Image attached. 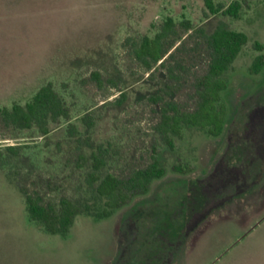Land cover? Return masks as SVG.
Returning <instances> with one entry per match:
<instances>
[{
    "label": "rangeland",
    "instance_id": "obj_1",
    "mask_svg": "<svg viewBox=\"0 0 264 264\" xmlns=\"http://www.w3.org/2000/svg\"><path fill=\"white\" fill-rule=\"evenodd\" d=\"M168 17L177 34L165 40V64L147 69L135 44ZM220 22L249 35L222 76L223 131L216 122L212 133L186 124L163 133L164 109H199L207 36ZM255 41L264 46V0H243L237 18L205 0H0V264H264V66L250 70L264 47ZM49 81L68 118L50 121L47 134L5 121V108L25 106ZM101 145V177L127 179L154 157L166 173L109 207L88 182ZM21 187L83 212L66 235L50 233L30 220Z\"/></svg>",
    "mask_w": 264,
    "mask_h": 264
},
{
    "label": "trees",
    "instance_id": "obj_2",
    "mask_svg": "<svg viewBox=\"0 0 264 264\" xmlns=\"http://www.w3.org/2000/svg\"><path fill=\"white\" fill-rule=\"evenodd\" d=\"M205 3L213 14L221 12L235 18L240 16L243 8V0H230L227 6L216 4L215 0H205ZM182 23L187 29L192 27L189 20H184ZM176 34V23L172 17H168L161 31L153 38L144 36L140 43L135 44L136 59L147 69H152L157 64L164 65L165 56L168 54V50L165 48V40ZM248 42L249 35L246 32L233 30L225 22L218 24L217 28L207 36L210 61L201 83L199 109L193 114H184L176 106L170 105L164 109L161 121L163 133L179 134L183 124L208 126L212 133L214 131L210 125H215L216 122L219 123V126L215 134L219 135L223 131L225 110L224 106L219 103L221 91L226 88V83L222 76L231 69ZM255 46L258 50H263L264 47L258 41H255ZM263 66L264 54L260 53L251 64L250 70L252 73H259ZM91 77L99 85L105 82L98 71L92 72ZM108 81L115 84L111 79H108ZM169 110H173L174 114H169ZM69 115L70 111L66 107L63 97L56 91L52 81L42 85L25 106L13 104L11 109L5 108L3 110V117L8 123H13L20 128H30L36 125L44 134L49 132L50 121H56L60 117L68 118ZM84 120L90 126L93 124V119L90 116H85ZM8 149L12 152L18 150L14 145L8 146ZM105 150L107 149H104L101 145L94 151L92 171L88 176V182L95 188L99 197L106 198L109 207H117L124 200V197L147 193L153 180L164 176L166 173L165 168L161 167L159 160L154 157L153 162L147 168L134 171L127 179H120L114 174L101 177L98 172L107 162V151ZM178 169H181V167H178ZM21 189L26 194L27 210L30 218L50 233L66 235L75 217L83 212L79 204L67 197H62L59 203L55 205L44 203L39 195L33 197L23 187ZM85 208L90 211L89 206ZM110 213V210L104 212L106 216ZM97 216L102 217V214Z\"/></svg>",
    "mask_w": 264,
    "mask_h": 264
},
{
    "label": "crops",
    "instance_id": "obj_3",
    "mask_svg": "<svg viewBox=\"0 0 264 264\" xmlns=\"http://www.w3.org/2000/svg\"><path fill=\"white\" fill-rule=\"evenodd\" d=\"M29 218H30V216H29ZM30 220L33 221L31 218H30Z\"/></svg>",
    "mask_w": 264,
    "mask_h": 264
}]
</instances>
